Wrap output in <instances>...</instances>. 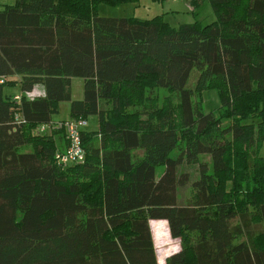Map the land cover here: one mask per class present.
I'll list each match as a JSON object with an SVG mask.
<instances>
[{
    "label": "trees",
    "instance_id": "16d2710c",
    "mask_svg": "<svg viewBox=\"0 0 264 264\" xmlns=\"http://www.w3.org/2000/svg\"><path fill=\"white\" fill-rule=\"evenodd\" d=\"M12 1L0 10V264H157L149 221L178 242L164 264H264V0H207L214 21L175 28L96 14L136 0ZM187 2L194 14L202 0ZM14 85L43 95L14 102L2 95ZM60 102L69 120L97 122L64 169L63 130L32 135Z\"/></svg>",
    "mask_w": 264,
    "mask_h": 264
},
{
    "label": "rangeland",
    "instance_id": "374dc122",
    "mask_svg": "<svg viewBox=\"0 0 264 264\" xmlns=\"http://www.w3.org/2000/svg\"><path fill=\"white\" fill-rule=\"evenodd\" d=\"M10 1V0H8ZM7 1V2H8ZM188 0H175L171 2L170 0H136L135 3H125L118 6H107V5H98L96 8V14L100 17H133L140 20H147L154 16L161 15L164 22H166L170 27H177L180 24L192 23L194 21L199 22L202 25L209 24L214 21V16L211 12V9L208 5L207 0H202L199 3L197 8L192 14L189 9H187ZM8 4V3H7ZM4 7V3L0 0V8ZM195 72H192L187 86L192 87L194 80ZM16 93L20 94L19 90L16 87H3L2 95L10 97V94ZM160 96H166V92L162 89L158 92ZM70 97L71 100H80L82 97V85L80 79L73 78L70 84ZM11 98V97H10ZM201 107L204 112L211 111L216 116V109L219 106V102L214 90H204L200 93ZM69 120L68 116V103L60 102L58 104L57 114L51 116L50 122L48 124H41L45 127V131L49 130L47 126H53L60 122H65ZM222 124L227 123L226 120L221 121ZM41 125L36 126L34 129L39 128ZM97 127V122L95 117H87L85 119V131H94ZM33 129L32 135L35 134ZM50 131V130H49ZM28 146H23L19 148V152H29ZM185 171L194 173L195 167L185 166ZM162 172V168H157L155 174L159 175ZM190 197L189 189L184 188L178 191L177 198L178 202L184 203ZM151 227V232L159 242L155 243L154 249L155 254L157 255L158 264H164V259L173 253L176 249L177 241L170 239L166 236V223L164 221H150L149 228ZM164 238L167 240V244L164 246ZM161 243V245H159ZM177 251V250H175ZM174 251V252H175Z\"/></svg>",
    "mask_w": 264,
    "mask_h": 264
},
{
    "label": "built area",
    "instance_id": "2783aa9c",
    "mask_svg": "<svg viewBox=\"0 0 264 264\" xmlns=\"http://www.w3.org/2000/svg\"><path fill=\"white\" fill-rule=\"evenodd\" d=\"M2 83V80H0ZM43 91L39 87L33 88L31 91L25 93H20L11 97V100L18 102L20 98L27 100L34 99L37 97H42ZM14 121L19 123L21 120L19 117L14 116ZM22 122V121H21ZM85 121L83 120H68L65 122L57 123L53 126H47L49 130L51 129H62L64 134V140L66 145L63 149L58 150L54 153V161L61 169L72 167L81 164L84 159V152L80 143V133L84 131ZM35 134L42 135L48 134L49 130L45 131L44 126H40L34 129Z\"/></svg>",
    "mask_w": 264,
    "mask_h": 264
},
{
    "label": "crops",
    "instance_id": "0c3cea01",
    "mask_svg": "<svg viewBox=\"0 0 264 264\" xmlns=\"http://www.w3.org/2000/svg\"><path fill=\"white\" fill-rule=\"evenodd\" d=\"M8 0H2V3H4V6L5 5H11L12 3H13V1L12 0H10V1H8ZM171 2H175V0L174 1H172V0H170ZM8 3V4H7ZM187 9H189V11H190V8H189V6L187 5ZM0 10H1V8H0ZM76 79V78H75ZM78 79V78H77ZM72 80H73V78H71L70 79V84H71V82H72ZM81 80V79H80ZM81 85H82V80H81ZM14 87H16L17 89H18V85H14ZM20 92V91H19ZM15 95H17L16 93H14V94H10V97H12V96H15ZM70 99H71V97H70ZM97 128V127H96ZM96 130V129H95ZM94 130V131H95ZM85 131V130H84ZM59 144V148L61 149L62 147H63V141H61V142H59L58 143ZM150 224V221H149V223H148V225ZM166 231V236H167V230H165ZM150 232H151V227H150ZM151 236H152V243H153V247L155 246V243L156 242H159L158 241V239L157 238H155L154 236H153V234H152V232H151ZM176 241V240H175ZM167 244V240L164 238V242H163V245L165 246ZM159 245H161V243H159ZM176 249H174V251L175 250H178V242H177V245H176V247H175ZM174 251H173V253H174ZM172 254V253H171ZM156 255V254H155ZM156 261H157V264H158V259H157V255H156Z\"/></svg>",
    "mask_w": 264,
    "mask_h": 264
}]
</instances>
